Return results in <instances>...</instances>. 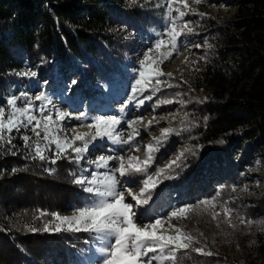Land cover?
<instances>
[{"label":"trees","instance_id":"obj_1","mask_svg":"<svg viewBox=\"0 0 264 264\" xmlns=\"http://www.w3.org/2000/svg\"><path fill=\"white\" fill-rule=\"evenodd\" d=\"M231 1L235 6L231 16L215 19L209 27L218 35L217 45L207 49V58L197 69L199 81L187 88L183 103L184 111L191 112L187 134L196 146L173 168L171 178L162 179L147 194L148 203L138 207L146 216L160 212L169 195L192 201L210 195L211 179H220L229 188L240 179L238 171L255 159L264 183V0ZM155 2L126 7L120 0H0V107L17 89L33 90L42 79L51 89L62 87L74 104L107 103L109 93L119 92L131 77L127 58L135 35H149L162 19L164 9ZM24 65L25 73L35 68L36 75H21L18 71ZM65 78L75 83L66 86ZM202 83L207 91L197 94ZM23 134L24 129L14 131L12 144H5L11 151H0V264L87 262L93 232L66 227L44 231L38 226L44 216L90 201L92 194L74 183L85 168L71 150L56 159L51 143L41 147L46 159H39L24 146ZM171 143L169 139L167 144ZM251 200L246 212L260 218L252 237L204 231L212 255L187 249L177 253V261L258 264L255 257L247 258L251 244L255 256L264 250V186ZM198 215L189 211L182 220L193 226L199 224ZM208 225L206 221L204 227ZM227 240L240 246L232 259L222 253Z\"/></svg>","mask_w":264,"mask_h":264},{"label":"rangeland","instance_id":"obj_2","mask_svg":"<svg viewBox=\"0 0 264 264\" xmlns=\"http://www.w3.org/2000/svg\"><path fill=\"white\" fill-rule=\"evenodd\" d=\"M121 3L128 7L132 4H143L149 0H120ZM152 1V0H151ZM158 8L160 6L164 9V14L161 17L160 21H157L151 27V33L149 35H143L138 37L135 35L132 53L128 56L127 61L130 69L132 70L131 77L129 81L121 85L119 92L114 94L111 91L109 93V98L107 103L98 104L93 103L91 106H87L84 101L81 105L74 104L67 92H64L61 88L51 89L45 85V80L42 79L39 84L35 85L33 90L30 91H21L17 89L13 95L19 96L21 93H25L27 97L31 98L34 104L33 112L40 117L41 115H50L55 124L52 125L53 129L57 134L63 139L67 137L69 140L72 139L78 133H87L89 131L95 132V129H89L88 125L93 124V118L96 116H116L120 119L121 123L115 126L114 135H118V140H109L108 138L97 139L89 145V150L82 154V159L80 162L85 168V172L82 176L88 177L91 179V174L96 173L98 177H102L104 174L109 173L110 169H114L119 166V161L111 160L108 163L107 168L101 167L97 168L91 161L97 160L100 156L104 157H118L124 156L125 163H127V158L129 156H136L143 159L146 145L149 143H154L153 138L160 135V130L165 127H171L176 129L169 138L163 143L158 151L159 154H155V158L148 168V173L152 174L155 177V173L158 169L164 168L171 160H173L180 152L185 149H191L196 146L195 143H191L189 140V135L187 134V123L191 120L188 119L191 116L190 110L184 111V101H186L187 88L192 87L193 84H196L199 81L196 78L197 69L203 66L204 61L207 58L208 48L215 47L218 41V35L215 29L209 28L210 25H213L215 19H225L231 16L234 11V4L231 0H201L200 3H196L195 0H187L189 8L194 11H190L182 21L179 22V25L187 24V27L193 29L192 33L182 35L178 44L180 50L178 53H174L170 61H164L163 64H160V60L163 58V55L168 51H171L170 47H162L160 50H155L149 55L152 57L151 61H146V65L151 64L152 67H156L159 64L163 73H171V76L162 75L159 77L161 84L156 85L155 79L151 81L152 85L159 87V92H156L155 95L152 93V89L149 88L143 93L137 95L136 100L129 101V97L132 95V86L135 84V81L139 79V72L141 65L139 61L143 59L144 54L149 48H152L155 44V41L160 38L161 34L165 32V26L168 24L166 18V0H154ZM179 6L181 11H184V8L181 5L174 4V7ZM203 13L205 15H200ZM176 13L174 12L173 15ZM199 45V47H197ZM211 45V47H208ZM201 57H204L201 59ZM155 61V63H152ZM27 66L24 65L18 71L19 73H25ZM147 71V69H145ZM28 72H35L36 69H28ZM73 80H68L65 78V85H72ZM171 85V87H169ZM200 88L197 89V94H203L207 90L205 88V83H202ZM43 92L46 99L43 101L35 100V97L40 95ZM113 93V94H112ZM145 96H152L151 100H145L143 105L137 106L138 101L143 99ZM168 100L171 103H161L165 106L155 105L159 101ZM23 100L17 102V106L24 105ZM42 105H46L43 114H41L37 109ZM1 107H6V103ZM123 108V112L121 109ZM85 114V118L78 119L80 113ZM67 114L63 120H57V114ZM138 117H142V120L134 124L132 128L128 126L127 121L136 120ZM175 117V119H173ZM154 118V119H153ZM163 118V119H162ZM152 120L153 123L149 127V121ZM158 121V123H157ZM133 128L139 131V135L131 142V144H124L122 141L127 140L128 136L132 133ZM24 134L32 137V140L37 138L31 132V128H24ZM23 134V135H24ZM22 135V136H23ZM172 139V143L169 146L167 141ZM50 142H45L41 140V147L49 145ZM135 143V144H132ZM80 147L81 144L75 145ZM155 146V145H154ZM199 148L200 145H197ZM139 150H136V149ZM7 146L5 144L0 145V151L5 153L7 151ZM56 147L51 151L52 154H56ZM157 153V152H156ZM186 153V152H185ZM157 156V158H156ZM152 167V169H150ZM173 169L166 173L167 176L171 177V172ZM259 167L257 160L249 162L245 167L238 171V176L240 179L233 181L229 188L224 187L222 180L214 178L210 180L212 185L211 194L208 196H202L199 199L189 200L188 198L175 199L166 197L165 206L161 208L160 212H155V216H141L139 208L136 207V201L128 195L127 190L131 189L133 195L140 194V189L143 187V179L139 178L140 183H131L117 175V179L120 183L117 185V191H123L125 193V202L131 203L134 205L133 211L137 213L138 224L143 227L145 224L154 223L156 219H162L164 221L163 227L159 229L160 231L167 230V234L174 235L175 229L169 227L168 217L169 214L180 207L185 205H200L198 209L194 208L190 211H195V214H199L197 218L199 219V224H194L193 226L189 223H186L185 220H177L172 218L171 225H175L177 228H180L185 233H190L195 236L197 239L193 242L192 246L189 249L194 250L196 247L204 248L205 252H211V249L208 248L207 238L204 237V231H211L213 233H225L229 235L230 233H237L238 236L242 239L252 237V230H256L257 225L260 222L259 217H252L246 211V208L249 204L252 203L251 198L256 197L260 194L263 188V181L260 178ZM81 177V176H80ZM167 180V179H164ZM87 185H84L86 187ZM172 192V195L175 196V188L171 187L168 189ZM219 193V195H217ZM93 195V194H92ZM212 205H202L200 201L212 200ZM90 202V201H89ZM88 202V203H89ZM86 205V204H85ZM83 205V206H85ZM81 206V207H83ZM207 207V211H205ZM80 207L69 206L64 210L55 211L53 213H59L61 216H71L74 212ZM225 209L231 211V215H226ZM212 213H218L219 215L216 218H213ZM204 215V216H203ZM205 219L204 225H200L201 221ZM244 220L245 223L241 221ZM252 221L251 224L247 221ZM52 221V223H49ZM206 221L209 223V228L204 227ZM230 221V223L228 222ZM48 223L49 230L53 229L59 221H56L52 215H47L41 218L38 222V226L42 229L44 225ZM68 228L67 224L61 226ZM248 231H245L247 230ZM264 230V228H263ZM246 232V234H244ZM95 240L92 246L90 247L91 253L86 257L87 262L82 264H102V255L98 252L99 247L101 246V241L98 238V235L94 233ZM202 234V235H201ZM264 235V232H263ZM264 239V237H263ZM240 251V246L236 242L227 240L225 246L222 248V253L225 257L229 259L234 258ZM248 258H256L259 263L264 264V250L262 254L256 255V250L254 245L251 244V247L248 249ZM159 255L158 253H149V256ZM148 257H145V262ZM153 264H161L159 260L154 261ZM163 264H183L182 262H168L165 261ZM195 264V263H191ZM203 264H213V263H203ZM214 264H229L227 260H223L219 263Z\"/></svg>","mask_w":264,"mask_h":264},{"label":"snow or ice","instance_id":"obj_3","mask_svg":"<svg viewBox=\"0 0 264 264\" xmlns=\"http://www.w3.org/2000/svg\"><path fill=\"white\" fill-rule=\"evenodd\" d=\"M196 3H200L201 0H195ZM174 4L181 5L184 11H181L180 7H174ZM165 7L166 18L168 24L165 26V32L161 34L160 38L155 41L152 48H149L144 54L143 59L139 61L141 69L139 72V79L135 81L132 86V95L129 97V101H134L137 95L145 92L149 88L152 89L153 95L159 92L161 89L152 85L151 81L155 79V84L160 85L159 79L162 75L171 76V73H163L159 64L156 67H152L151 64L146 65V61H151L152 57L149 55L155 50H160L162 47H170L171 51H168L163 55L160 60V64L164 61H170L174 53H178L180 50L178 40L182 35H186L193 32L191 27H187V24L179 25V22L189 14L191 10L189 8L187 0H166ZM176 13L173 15V13ZM200 15H205L200 13ZM199 47V45H197ZM211 47V45H208ZM204 57H201L203 59ZM155 63V61H152ZM147 69V71L145 70ZM21 75L35 76V72L21 73ZM75 83V81H73ZM171 87V85H169ZM45 94L43 92L35 97L37 101L45 100ZM152 96H145L138 101L137 106L143 105L145 100H151ZM23 100L25 103L23 106H17V102ZM161 103H171V101L164 100L159 101L155 107H159ZM33 101L27 97L25 93H21L19 96H9L6 100V107H0V145L12 144V133L14 131L19 132L24 128H31V132L37 138L32 141V137L27 134L22 136L24 146L26 148H32L34 154L41 160L46 159L43 150L41 148V140L50 142L56 147V159H59L61 155H66L68 150L75 153L73 159L80 161L82 154L89 150V145L96 141L98 138H108L109 140H118L119 136L114 135L115 126L120 124L121 121L116 116H96L93 118V124L88 125L89 129H95V132L89 131L87 133H78L69 140L67 137L61 139L57 132L53 129L52 125L55 121L50 115H41L38 117L34 112ZM46 105H42L37 111L43 114ZM123 112V108L121 109ZM67 114H57V120H63ZM85 118L83 112L80 113L78 119ZM154 119V118H153ZM163 119V118H162ZM175 119V117H173ZM142 120V117H138L136 120L127 121L128 126H132ZM152 120L148 125L151 126ZM158 123V121H157ZM176 129L171 127H165L160 130V135L154 137V143L146 145V150L143 159L136 156H129L127 163H125L124 156L118 157H104L100 156L97 160L91 161L97 168H107L109 161H119V166L114 169H110L109 173L104 174L102 177H98L96 173L91 174V179L85 176H81L75 179L74 183L79 185H87L83 190L87 193L93 194L90 197V202L85 206L80 207L71 216H61L59 213H52L51 215L57 224L53 229L54 231H60L63 224H67L69 230L74 231H87L94 232L98 235L101 241V246L98 252L102 255V264H153L154 261L159 260L161 264L163 262H175L177 261V253L182 250L189 249L193 242L197 239L190 233L183 232L175 225H171L172 218L177 220L186 219L190 210L194 208L198 209L200 205H185L176 210H173L168 217L169 227L175 229V234H167V230L160 231L163 227L164 221L162 219H156L154 223L145 224L143 227L138 224L137 213L133 211L134 205L125 202V193L123 191H117V185L120 181L117 179V175L120 177L129 178L128 182L140 183L138 176L142 174L143 187L140 189V194L133 195L131 189H128V195L136 201V207L147 204L150 196L147 194L153 190L162 179H169L166 173L174 167H179L182 157L185 152H191V149H185L180 152L173 160L165 165L164 168L158 169L155 173V177L148 173V168L152 164L155 153L160 150L163 143L169 138V136L175 132ZM139 135V131L133 128L132 133L128 136L127 140L122 141L124 144H131L135 137ZM32 141V143H30ZM76 141H80L82 146L78 147ZM223 143V141H218ZM155 145V146H154ZM136 150H139L138 148ZM11 151V149H8ZM53 159V163L56 162ZM12 171H16L13 169ZM219 195V193H217ZM212 200L200 201L202 205H212ZM207 211V207L204 209ZM226 215H231L229 209H225ZM46 215V213H41ZM145 213L142 212L141 216ZM213 218L218 216V213H212ZM230 223V221H228ZM245 223L244 220L241 221ZM52 223V221H49ZM251 224L252 221H247ZM264 223V222H262ZM30 231H37L35 228H29ZM44 231L49 230V225L46 223L43 228ZM202 235V234H201ZM195 252L205 255H212L211 252H205L204 248L196 247ZM149 253H158L159 255L149 256ZM145 257H148L145 262Z\"/></svg>","mask_w":264,"mask_h":264}]
</instances>
